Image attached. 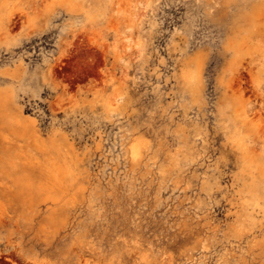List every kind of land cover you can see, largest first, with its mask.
I'll return each mask as SVG.
<instances>
[{
	"label": "rangeland",
	"instance_id": "1",
	"mask_svg": "<svg viewBox=\"0 0 264 264\" xmlns=\"http://www.w3.org/2000/svg\"><path fill=\"white\" fill-rule=\"evenodd\" d=\"M0 264H264V0H0Z\"/></svg>",
	"mask_w": 264,
	"mask_h": 264
}]
</instances>
